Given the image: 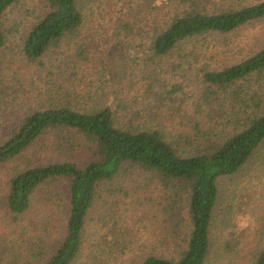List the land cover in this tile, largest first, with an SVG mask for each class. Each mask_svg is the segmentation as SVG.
Segmentation results:
<instances>
[{
	"label": "trees",
	"instance_id": "16d2710c",
	"mask_svg": "<svg viewBox=\"0 0 264 264\" xmlns=\"http://www.w3.org/2000/svg\"><path fill=\"white\" fill-rule=\"evenodd\" d=\"M17 1L0 0V51L7 43L5 14ZM78 1L50 0L49 12L24 39V58L38 63L37 71L49 77L44 98L34 103L36 99L19 88L18 78L0 63V105H10L17 115L8 122L0 113V166L26 157L50 131L74 133L92 148V159L84 167L71 157L27 167L10 182L7 207L16 218L33 208L44 188L60 180L69 182L64 238L52 254L35 248L39 260L32 264L80 260L100 187L120 179L128 166L149 173L155 187L135 203L131 221L118 216L122 229L132 223L130 231H145L151 238L147 248L153 250H144L139 264H264V247L257 248L243 234H229L218 253L213 235L220 180L240 172L264 144V50L219 71L200 69L199 82L190 91H186L191 87L186 76L175 84L158 79V75L176 74V63L161 70L168 71L165 75L156 68L158 62L182 52L191 39L228 34L264 18V1L208 13L201 0H176L187 10L162 30H144L125 19L115 37L132 47L135 58L128 68L134 75L140 71L144 80L122 89L142 91L137 98L142 101L128 91L121 110L108 106L89 112L78 111L68 102L70 91L80 87L84 63L94 59V55L89 58V49L81 45L56 64L44 61L49 52L57 53L78 39L84 24ZM23 98L30 103L25 106ZM142 103H147L145 108L137 110ZM43 202L53 205L51 198Z\"/></svg>",
	"mask_w": 264,
	"mask_h": 264
},
{
	"label": "rangeland",
	"instance_id": "374dc122",
	"mask_svg": "<svg viewBox=\"0 0 264 264\" xmlns=\"http://www.w3.org/2000/svg\"><path fill=\"white\" fill-rule=\"evenodd\" d=\"M263 1L200 2L206 12L214 13L253 6ZM78 5L84 16L78 39L67 43L57 53L49 52L44 59L49 65L56 64L57 59H66L67 54H73L81 45L89 49V58L94 55V59L84 63L86 72L80 87L70 91L68 102L78 111L89 112L108 106L121 110L128 91H131L133 99L142 101L137 99L143 95L142 91L135 90L139 92L137 94L134 90H128L130 82L134 85L135 82L144 80L140 71L134 75L131 68H128L130 60L135 58V54L131 53L134 50H130L132 47L127 42L121 43L118 37H115L116 30H122L120 24L125 19L144 30H162L174 17L187 10V6L176 0H79ZM49 10L50 0H18L4 17L7 43L0 51V63L18 78L19 88H23L24 92L36 99L34 103L44 98L47 93L49 77L37 71L38 63L31 64L24 58L22 48L29 31ZM145 48L146 45L140 54L146 51ZM181 49L182 52L158 62L159 67H156L158 73L165 75L168 71L161 70H167L170 64L176 63L179 71L173 76L158 75V79L165 80L167 84H175L181 80V76H186L189 81L186 84L191 86L187 87L186 91H190L199 82L200 69L219 71L264 50V18L247 23L228 34H204L184 43ZM94 68H98L99 74ZM171 77L173 81H170ZM126 85L128 89L124 92L122 88ZM66 93L69 91H64V94ZM23 101L25 106L30 103L24 98ZM146 104L142 103L137 110L144 109ZM0 113L6 116L8 122L17 116L13 115L10 105L7 104L0 105ZM169 132L171 131L168 130ZM167 136L169 141L174 142L171 135ZM71 157L79 160L81 167H84L92 159V148L74 133L50 131L26 157L0 166V264L37 262L39 257H34L35 248H44L52 254L64 238L68 181L60 180L44 188L42 202L39 204L40 199L27 214L17 218L9 211L7 198L10 182L27 167L64 162ZM151 179V175L139 167L128 166L120 179L100 187L99 199L88 218L85 251L76 264H139L144 250H153L147 248L150 238L148 233L130 231L132 223L127 230L122 229L123 221L118 219V216H122L124 220L131 221L130 217L136 214L133 209L135 203L149 196L155 189ZM219 191L213 228L216 252L218 253L229 234H243L254 245L256 242L257 248L261 246L262 249L264 144L240 172L220 180ZM46 198L52 199L54 207L43 202ZM254 239L258 240L253 241ZM47 260L44 261L43 258L44 262ZM239 264L252 262L241 261Z\"/></svg>",
	"mask_w": 264,
	"mask_h": 264
}]
</instances>
